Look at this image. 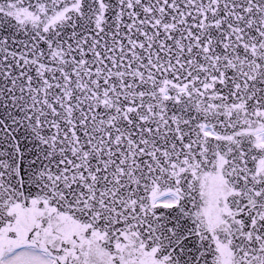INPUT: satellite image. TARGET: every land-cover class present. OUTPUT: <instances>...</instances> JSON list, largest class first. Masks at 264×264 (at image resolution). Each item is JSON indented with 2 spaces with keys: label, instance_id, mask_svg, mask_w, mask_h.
<instances>
[{
  "label": "snow or ice",
  "instance_id": "snow-or-ice-1",
  "mask_svg": "<svg viewBox=\"0 0 264 264\" xmlns=\"http://www.w3.org/2000/svg\"><path fill=\"white\" fill-rule=\"evenodd\" d=\"M0 264H264V0H0Z\"/></svg>",
  "mask_w": 264,
  "mask_h": 264
}]
</instances>
